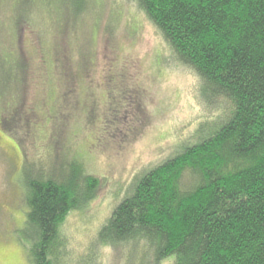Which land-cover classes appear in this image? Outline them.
Instances as JSON below:
<instances>
[{
	"label": "rangeland",
	"instance_id": "374dc122",
	"mask_svg": "<svg viewBox=\"0 0 264 264\" xmlns=\"http://www.w3.org/2000/svg\"><path fill=\"white\" fill-rule=\"evenodd\" d=\"M87 3L0 0V59L13 53L22 67L8 85L19 103L14 92L0 106V264H30L19 237L28 210L21 167L53 172L65 163L78 183L86 175L98 185L60 222L54 264H172L101 230L138 176L227 111L223 98L205 99L199 77L135 1ZM1 70L0 79L14 72Z\"/></svg>",
	"mask_w": 264,
	"mask_h": 264
},
{
	"label": "trees",
	"instance_id": "16d2710c",
	"mask_svg": "<svg viewBox=\"0 0 264 264\" xmlns=\"http://www.w3.org/2000/svg\"><path fill=\"white\" fill-rule=\"evenodd\" d=\"M133 1L199 77L205 99L228 106L195 143L136 178L100 235L143 243L156 262L264 264V0ZM5 66L14 72L0 79L1 108L14 92L19 103L8 85L22 67L13 53ZM68 165L21 167L28 210L19 237L30 264H54L60 222L98 185L86 175L78 183Z\"/></svg>",
	"mask_w": 264,
	"mask_h": 264
},
{
	"label": "snow or ice",
	"instance_id": "6c2138e0",
	"mask_svg": "<svg viewBox=\"0 0 264 264\" xmlns=\"http://www.w3.org/2000/svg\"><path fill=\"white\" fill-rule=\"evenodd\" d=\"M17 264H19V262H17Z\"/></svg>",
	"mask_w": 264,
	"mask_h": 264
}]
</instances>
